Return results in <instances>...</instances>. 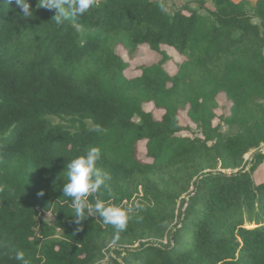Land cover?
Listing matches in <instances>:
<instances>
[{"label":"trees","instance_id":"obj_1","mask_svg":"<svg viewBox=\"0 0 264 264\" xmlns=\"http://www.w3.org/2000/svg\"><path fill=\"white\" fill-rule=\"evenodd\" d=\"M194 1L96 0L57 26L38 0L27 18L0 0V264H264V152L246 158L264 145V0ZM142 45L159 59L130 78L118 48ZM163 46L184 58L174 74ZM90 147L110 180L87 199L131 208L124 231L64 197Z\"/></svg>","mask_w":264,"mask_h":264},{"label":"clouds","instance_id":"obj_2","mask_svg":"<svg viewBox=\"0 0 264 264\" xmlns=\"http://www.w3.org/2000/svg\"><path fill=\"white\" fill-rule=\"evenodd\" d=\"M15 3L23 17L32 16L29 0H15ZM95 5L96 0H38L37 7L56 10L52 20L60 26L66 21L84 15ZM159 6L161 11L168 12L163 3ZM100 159L101 150L98 147H90L83 154L70 160L66 167L67 182L64 183L63 194L71 200L73 214L78 220L99 217L103 224L113 226L118 232L124 231L130 219L131 208L106 204L99 199L93 203L87 199L110 180V175L97 166ZM13 258L21 264H29L22 250H16Z\"/></svg>","mask_w":264,"mask_h":264},{"label":"rangeland","instance_id":"obj_3","mask_svg":"<svg viewBox=\"0 0 264 264\" xmlns=\"http://www.w3.org/2000/svg\"><path fill=\"white\" fill-rule=\"evenodd\" d=\"M189 2L190 5L196 7L198 5V3H196V1L194 0H163V3L166 5V7L169 10H174L180 7L184 6L185 2ZM236 1H241V0H236ZM250 6L255 5V3L258 0H249ZM211 5L209 4V7ZM256 22H259V19H255ZM163 48H167V50L169 51V53L172 55V59L171 61L166 65V68L168 69V71L171 74L176 73L177 71V63L180 62L181 60H183L184 58L180 55H178L175 50L173 48H168L166 46H163ZM118 53L121 54L125 60H127L129 62V67L128 69H126L125 74L132 78L135 77L137 75L140 74L141 70L139 69L141 65L143 64H152L156 61H158L159 59V55L154 53L153 51H151L149 49V47L147 45H142L139 49V51L135 54L134 57L130 58L127 54V50H125L123 47H119L118 48ZM218 102L220 104V108L218 107L217 109V114L218 116L222 115L223 113L229 112L228 108L230 106V103L226 100V97L224 94H220L218 96ZM144 108L147 111H150L154 114V116L157 119H161L163 114H164V110L159 109L157 107H155L154 103H146L144 105ZM180 122L182 124V126L185 128L183 129L182 133L185 135H190V136H195L196 132H199V130L195 127V124L190 122L189 117L187 115V111L183 110L180 112ZM221 121L219 118L214 119V124H220ZM188 125L192 126V129H188ZM195 130V131H194ZM264 146V145H263ZM138 149H139V157L144 160V161H152L151 158H149L147 156V150H146V146H145V141H141L138 145ZM256 150L251 151L250 153H248L246 155L247 159H251L253 156V153ZM263 167V168H262ZM262 170L260 171V173L262 174V178H264V163L261 166ZM46 218L50 221L53 222V216L51 213H48ZM107 261V260H106Z\"/></svg>","mask_w":264,"mask_h":264},{"label":"crops","instance_id":"obj_4","mask_svg":"<svg viewBox=\"0 0 264 264\" xmlns=\"http://www.w3.org/2000/svg\"><path fill=\"white\" fill-rule=\"evenodd\" d=\"M264 163V162H263ZM262 163V164H263ZM262 164L258 167V169L255 171V174H254V177H255V180L257 182H264V178H262V174L260 173V171L262 170L261 166Z\"/></svg>","mask_w":264,"mask_h":264},{"label":"water","instance_id":"obj_5","mask_svg":"<svg viewBox=\"0 0 264 264\" xmlns=\"http://www.w3.org/2000/svg\"><path fill=\"white\" fill-rule=\"evenodd\" d=\"M264 152V146H262L261 148L257 149L254 153H253V156L254 157L255 155L257 154H260V153H263Z\"/></svg>","mask_w":264,"mask_h":264}]
</instances>
